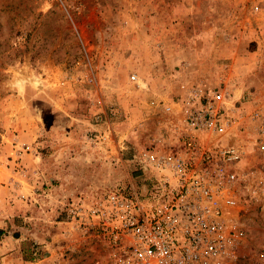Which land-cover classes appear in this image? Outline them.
<instances>
[{
  "label": "rangeland",
  "instance_id": "374dc122",
  "mask_svg": "<svg viewBox=\"0 0 264 264\" xmlns=\"http://www.w3.org/2000/svg\"><path fill=\"white\" fill-rule=\"evenodd\" d=\"M262 71L264 0H0V245L18 242L6 264H114L121 249L77 229L69 206L137 177L135 155L173 130L149 101L197 88L254 114L239 134L251 249L232 264H264ZM59 87L75 115L59 117Z\"/></svg>",
  "mask_w": 264,
  "mask_h": 264
},
{
  "label": "built area",
  "instance_id": "2783aa9c",
  "mask_svg": "<svg viewBox=\"0 0 264 264\" xmlns=\"http://www.w3.org/2000/svg\"><path fill=\"white\" fill-rule=\"evenodd\" d=\"M231 97L197 88L180 100L151 99L173 128L159 139L164 147L139 150L137 177L70 204L77 229L121 249L114 264H232L251 249L241 194L254 197L256 178L239 134L255 117Z\"/></svg>",
  "mask_w": 264,
  "mask_h": 264
},
{
  "label": "crops",
  "instance_id": "0c3cea01",
  "mask_svg": "<svg viewBox=\"0 0 264 264\" xmlns=\"http://www.w3.org/2000/svg\"><path fill=\"white\" fill-rule=\"evenodd\" d=\"M254 52H256V51H254ZM253 68L257 69V70H252V72L254 74L261 73L260 67H256V64L253 66ZM238 71H240V70H238ZM262 72H264V71H262ZM261 80H262V78H261ZM70 92L72 94L74 93L69 88L67 89V92H66L63 88L59 87V117H62L64 114L75 115V114L70 113L68 111L67 104L69 102H71V100H73V101L75 100V103H78L79 100L77 101V99H74L73 96H70ZM30 126H31V128H33L34 124H31ZM36 126H37V128H39L38 123H36ZM28 133H29L28 131H26V132L22 131V133H18L16 138H15L16 144H13L12 146L16 148L20 145H25L27 143H30L37 136V130H35V129L31 130V133H33V135L32 134L29 135ZM6 241L8 242L7 246L0 245V255L3 256V257L0 256V263H1V261H3L4 264H6V262H9V260L12 258L13 255H16L15 254L16 251H14V250H16V248L18 247V242H13L12 240H10V241L6 240ZM12 248H13V250H10Z\"/></svg>",
  "mask_w": 264,
  "mask_h": 264
}]
</instances>
